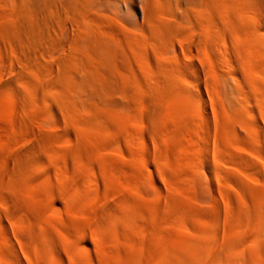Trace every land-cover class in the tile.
Instances as JSON below:
<instances>
[{
    "label": "rangeland",
    "instance_id": "374dc122",
    "mask_svg": "<svg viewBox=\"0 0 264 264\" xmlns=\"http://www.w3.org/2000/svg\"><path fill=\"white\" fill-rule=\"evenodd\" d=\"M260 1L0 0V264H264Z\"/></svg>",
    "mask_w": 264,
    "mask_h": 264
},
{
    "label": "bare ground",
    "instance_id": "6f19581e",
    "mask_svg": "<svg viewBox=\"0 0 264 264\" xmlns=\"http://www.w3.org/2000/svg\"><path fill=\"white\" fill-rule=\"evenodd\" d=\"M261 1H262V0H261ZM261 1H260V2H261ZM262 5H263V3H262ZM193 39H194V38H193ZM194 40H195V39H194ZM194 40H193V41H194ZM197 42H198V40H197ZM194 43H195V42H194ZM190 47H191V46H190ZM190 47H189V48H190ZM187 48H188V46H187ZM189 48H188V49H189ZM65 81H66V80H65ZM202 82H203V81H202ZM204 83H205V82H204ZM204 83H203V84H204ZM205 84H206V83H205ZM64 85H65L66 88H68V87H69V88H72V87H73V85L70 84V82H68V81H67V82H64ZM201 85H202V84H201ZM225 85H227V84H225ZM203 86H204V85H203ZM226 88H227V87H226ZM204 101H205V99H204ZM67 102H68V101H67ZM205 102H206V101H205ZM205 102H203V104H204ZM72 103H73V102H71V105H72ZM63 105H64V106H68V105H70V101H69V103H66V105H65V103H64ZM71 105H70V106H71ZM204 106H206V105H204ZM71 107H72V106H71ZM14 156H15V155H14Z\"/></svg>",
    "mask_w": 264,
    "mask_h": 264
},
{
    "label": "snow or ice",
    "instance_id": "6c2138e0",
    "mask_svg": "<svg viewBox=\"0 0 264 264\" xmlns=\"http://www.w3.org/2000/svg\"><path fill=\"white\" fill-rule=\"evenodd\" d=\"M132 3H133V6H135L136 0H132ZM57 119H59V118L57 117ZM85 244L90 247V242L85 241Z\"/></svg>",
    "mask_w": 264,
    "mask_h": 264
}]
</instances>
